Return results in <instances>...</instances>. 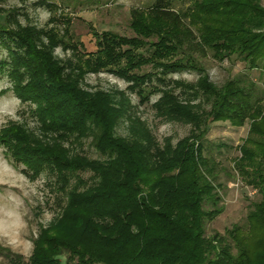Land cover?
<instances>
[{"label":"trees","instance_id":"1","mask_svg":"<svg viewBox=\"0 0 264 264\" xmlns=\"http://www.w3.org/2000/svg\"><path fill=\"white\" fill-rule=\"evenodd\" d=\"M185 1L154 0L133 9L131 37L91 29L97 49L90 53L80 52L67 27L61 33L11 29V13L3 14L0 72L22 102L34 105L40 133L9 125L0 130V144L32 171L54 175L51 187L62 196L31 255L16 264H264V7L261 0H192L176 8ZM55 47L70 49L74 58L54 56ZM195 54L219 62L235 57L245 72L221 85L205 75L195 82L166 79L184 70L200 73ZM102 69L127 81L140 103L159 94L156 116L190 124V134L159 142L129 112L127 91L85 89L86 71ZM217 118L249 122L235 173L223 171L237 175L257 199L244 225L208 235L206 222L223 211L217 164L203 144ZM124 119L125 136L115 131ZM86 139L99 158L85 154ZM83 172L91 174L83 178Z\"/></svg>","mask_w":264,"mask_h":264},{"label":"rangeland","instance_id":"2","mask_svg":"<svg viewBox=\"0 0 264 264\" xmlns=\"http://www.w3.org/2000/svg\"><path fill=\"white\" fill-rule=\"evenodd\" d=\"M154 0H0V20L3 14L10 12L8 27L16 29L17 24L38 28L56 27L60 33L67 27L72 40L79 42L81 53L94 52L97 47L91 29L98 32L109 30L116 34L131 37L134 31L130 27L133 9L145 10ZM192 0L179 3L176 8L186 7ZM52 3L57 9H52ZM48 4V5H47ZM264 7V0H261ZM54 16V17H53ZM6 50L0 44V58ZM53 55L61 59L72 57L71 50L55 47ZM86 57V56H85ZM195 59L201 64L202 71L184 70L167 74L166 79L195 82L205 75L216 85L245 72L244 64L235 57L216 61L212 57ZM75 60V59H74ZM150 66L142 72L150 71ZM249 75L257 80L258 71ZM260 83L259 81H257ZM128 82L110 71L88 72L84 74L82 86L88 90L127 91L131 108L129 112L139 117L140 121L152 131L159 142L171 139L172 143L190 134L192 126L177 121H168L156 116L152 104L159 94H154L146 103H140L137 94L129 92ZM115 92V93H116ZM175 93L184 97L182 88H175ZM116 95V94H115ZM34 105L22 102L13 91L12 82L6 72H0V130L9 125H20L35 134L40 133L38 121L32 115ZM206 109L208 106H205ZM128 122L122 120L115 131L127 135ZM249 122L237 125L227 118H217L210 122L204 134V152L216 162L218 182L222 184L221 204L223 211L213 220L206 222V234L219 232L233 224L244 225L251 201L257 199L255 190L244 185L240 179L229 178L226 171L235 173L233 159L239 155L237 146L242 143L248 132ZM83 150L90 158L99 155L90 139L84 140ZM90 172L80 175L88 178ZM54 175L48 170L34 172L22 162L15 161L0 144V264H16L15 260H26L34 248V240L41 227H46L59 213L57 196L60 194L51 187Z\"/></svg>","mask_w":264,"mask_h":264}]
</instances>
